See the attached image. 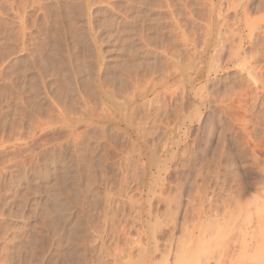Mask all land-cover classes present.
<instances>
[{
  "label": "rangeland",
  "instance_id": "obj_1",
  "mask_svg": "<svg viewBox=\"0 0 264 264\" xmlns=\"http://www.w3.org/2000/svg\"><path fill=\"white\" fill-rule=\"evenodd\" d=\"M264 0H0V264H264Z\"/></svg>",
  "mask_w": 264,
  "mask_h": 264
},
{
  "label": "clouds",
  "instance_id": "obj_2",
  "mask_svg": "<svg viewBox=\"0 0 264 264\" xmlns=\"http://www.w3.org/2000/svg\"><path fill=\"white\" fill-rule=\"evenodd\" d=\"M259 191H260V192H264V187H262Z\"/></svg>",
  "mask_w": 264,
  "mask_h": 264
}]
</instances>
